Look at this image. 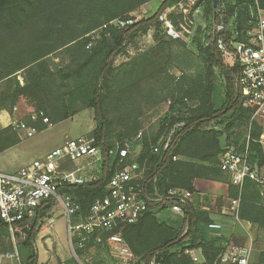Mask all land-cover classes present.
Here are the masks:
<instances>
[{
    "label": "trees",
    "instance_id": "trees-1",
    "mask_svg": "<svg viewBox=\"0 0 264 264\" xmlns=\"http://www.w3.org/2000/svg\"><path fill=\"white\" fill-rule=\"evenodd\" d=\"M150 1L0 0V111L12 114L25 98L36 115L34 119L29 116L27 126L41 131L84 109L94 110L97 125L89 136H94L103 150L100 173L94 180L64 184L59 189L61 194L71 196L80 215L86 216L92 203L107 194V183L118 167L117 159L108 156L109 150H119L129 142L135 151L133 157L146 164L143 182L148 192L166 194L171 188H185L195 193L197 178L223 181L229 185L230 198H240V219L264 230L260 186L247 179L239 188L220 168L221 154L232 146L243 150L249 131L251 161L258 168L264 166V149L258 142L261 127L251 123L252 111L244 105L237 86L239 66L228 63L215 44H206L204 33L208 28L200 29L188 46L164 32L158 16L178 0H163L154 16L141 18L127 28L110 24L117 18L134 19L131 13ZM257 3L264 9V0H219L220 6L225 5L223 19L229 24V35L252 26L255 20L251 11H257ZM213 11V2L208 0L205 17L209 22ZM153 24L158 30L157 44L116 64V56L126 53L128 44ZM177 44L204 56L206 78L183 68L181 75L171 74L173 46ZM53 55L63 57L64 63L52 66ZM217 67L226 80L224 91L215 82ZM167 102L170 104L160 115L158 130L150 132L144 127V118L157 113ZM172 132L169 147L155 152L154 147ZM19 142L21 136L15 125L0 129V152ZM54 205V199H49L33 219L22 243V264H38L33 247L36 227ZM164 210H168L166 205H153L121 230L139 259L135 264H150L154 257L159 264H196L185 250L198 248L202 249L203 264H221L226 247L222 236L210 234L209 212L196 209L190 202L179 221L167 222L159 218ZM4 235H9V229L0 217V241ZM101 252L107 255L101 247L93 251L96 264H106L99 260Z\"/></svg>",
    "mask_w": 264,
    "mask_h": 264
},
{
    "label": "built area",
    "instance_id": "built-area-1",
    "mask_svg": "<svg viewBox=\"0 0 264 264\" xmlns=\"http://www.w3.org/2000/svg\"><path fill=\"white\" fill-rule=\"evenodd\" d=\"M207 1L178 0L165 8L158 20L169 37L185 39L188 43L194 41L200 29L208 28L204 33L206 44H215L230 62L239 66L237 86L244 105L252 111L251 123L257 122L261 127L258 142L264 147V10L257 3V11H251L255 20L251 22L252 26L229 35V24L223 19L226 12L224 4L214 9L209 27L200 24L205 17ZM134 21L131 18H117L110 24L127 28ZM241 34L244 37L237 39ZM21 127L24 125L17 124V128ZM27 128L30 136L36 131ZM172 134L161 145L154 147V151L167 149L172 142ZM140 137L139 134L136 139ZM251 139L249 131L245 136L243 150H237L234 146L226 149L220 156V168L229 174L233 185L242 188L249 179L255 181L264 194V174L259 171L257 163L251 161ZM134 154L129 142L119 150H109L108 156L117 159L118 167L107 183L106 196L96 199L86 216L80 215L79 206L71 196L61 194L59 189L64 184H82L96 179L93 176L88 178L80 166L72 167V164L83 159H91L93 162L104 160L103 150L94 136L68 137L60 146L34 159L18 172L10 173L0 168V217L10 231L20 234L25 232L27 235L38 210L49 199H54L55 206H61L64 211L67 248L71 253L70 258L57 264H96L93 251L97 247L115 253L119 257L118 264H135L138 257L127 245L121 230L136 222L153 205H166L168 210L183 214L184 206L192 202L194 192L185 188H171L166 194L148 192L143 182L146 164L136 160ZM177 158L174 156V159ZM239 205L240 198L231 199V210L237 220L240 219ZM55 221L56 216H53L49 224L53 225ZM209 227L218 230L222 224L211 222ZM194 251L185 250L194 261H198ZM251 251V247L233 246L222 256V260L248 264ZM7 258L12 264H22L18 252ZM150 264H159L156 257Z\"/></svg>",
    "mask_w": 264,
    "mask_h": 264
},
{
    "label": "rangeland",
    "instance_id": "rangeland-1",
    "mask_svg": "<svg viewBox=\"0 0 264 264\" xmlns=\"http://www.w3.org/2000/svg\"><path fill=\"white\" fill-rule=\"evenodd\" d=\"M162 2L163 0L150 1L142 5L136 11L132 12L130 16H133L135 21L140 20L141 18L152 17L158 12ZM205 18L206 17L201 19L200 24L203 23L209 27L212 22H209ZM177 24L179 25L178 21ZM157 32L158 30L155 24H153V26H151L146 33L140 32L137 37L128 44L126 53H121L116 56L115 63L119 64L128 60L129 57L136 55L138 52L155 46L157 44ZM94 34L95 38L99 37L98 33ZM178 40L185 43L187 46L188 44L190 45V43H188L185 39L179 38ZM173 50L175 59L173 61L174 67L170 71L171 74H176L179 76L182 73L181 68H183V70L189 74H194L196 76L200 75L203 78H206V74L208 73V64L202 54H192L191 52L187 51L185 46L178 44L173 46ZM227 62L230 63L229 60H227ZM50 63L52 66L61 65L64 63V59L60 55H53L50 57ZM216 72L215 82L217 83L219 90L224 91L226 87V80L224 78L223 72L219 67L216 68ZM19 78L21 81L23 80L21 76ZM169 104L170 102L163 103L160 105L157 113H149L147 117L144 118V127L149 129L150 132L155 133L159 128L160 115L168 109ZM18 106L20 108L18 110H15L14 108L12 114L8 111L11 115H14V118L16 119L12 125H15L16 128L17 124H22L25 127H28L27 123L29 116H32L33 119L36 118L34 108L32 104H30L25 98H22L19 101ZM51 125L55 126L52 127L50 131L41 133V131L36 130L34 131V136H26L27 139L23 145L29 149L28 152L22 156V159H33L36 156L38 157L39 150L59 142L62 138H64V136L61 135L66 130H69V138H75L82 132L88 133V135H90V133L96 127L97 121L95 119L93 109H84L69 119ZM52 134L54 135L50 136ZM73 165L75 167L80 166L88 178H91L92 176L97 178L100 173V162H93L91 159H83L77 164H72V167ZM53 216H56V221L53 225H50L49 222ZM180 217L181 214H177L171 210H164L160 212L159 215V218L167 222H173L175 220L179 221ZM26 236L27 235L25 232L20 234L16 232L13 233L10 230L9 235L3 236L2 240L0 241V264H12V261L7 257L16 252H18L19 258L22 262L24 256L22 251V247L24 246H22V243L24 242ZM66 236L67 230L64 219V211L62 210L61 206L54 205V207L46 214V216L39 220L36 227V237L33 247L36 251V254L38 255V264H57L62 260L70 258L71 253L67 248ZM259 241L263 242L260 243ZM228 245L229 244L224 243L226 250L222 255L231 249H229ZM242 245L243 244H240L238 241H235L234 245L231 246ZM250 247L252 251L248 264H264V261L261 260V253L264 252V236L262 235L258 237L256 244L253 246L251 245ZM106 253L107 255H105V252H101L99 260H104L106 264H118L117 262L119 257L115 253L109 251ZM137 261H139V259ZM195 262L197 263V261ZM229 262L230 261H223L221 257V264H230L231 262Z\"/></svg>",
    "mask_w": 264,
    "mask_h": 264
},
{
    "label": "crops",
    "instance_id": "crops-1",
    "mask_svg": "<svg viewBox=\"0 0 264 264\" xmlns=\"http://www.w3.org/2000/svg\"><path fill=\"white\" fill-rule=\"evenodd\" d=\"M264 10V9H263ZM20 107L17 105L15 110H18ZM4 119V120H3ZM16 119L14 115H11L7 110L0 111V129L7 127L14 123ZM22 123V122H20ZM55 125H50L42 132L50 131L52 127ZM28 128L21 127L19 128V133L21 136V142L17 145L12 146L8 149H5L0 152V168L6 172L14 173L18 172L22 167L26 166L34 159L42 157L46 155L52 149L60 146L64 140L69 135V130L63 132L61 136H64L59 142L46 146L42 150L38 151V157H34L33 159H22V156L28 152L26 146H24V142L27 137L30 135L27 134ZM34 132L31 136H34ZM54 134L50 135L53 136ZM88 135V133H80L77 137ZM27 136V137H26ZM263 147V146H262ZM264 149V147H263ZM264 166L259 168V171L264 174ZM195 193L192 200V205L196 209H202L209 212L210 217L212 219L211 222H216L222 224L221 229H212L210 234L222 236V241L224 243L229 244V249L234 245L235 241H238L242 246L250 247L251 245H255L257 238L260 236H264L263 231L259 229L257 225H254L252 222L247 220L235 218L234 213L231 210V199L229 196V185L226 182L211 180V179H203L197 178L194 181ZM240 218V217H239ZM220 231V232H219ZM262 233V234H260ZM262 243L263 241H259ZM237 245V244H236ZM194 255L198 256V261L196 264H203L204 257L202 253V249H194ZM223 256V255H222ZM230 263V262H229ZM230 264H238L231 262Z\"/></svg>",
    "mask_w": 264,
    "mask_h": 264
},
{
    "label": "water",
    "instance_id": "water-1",
    "mask_svg": "<svg viewBox=\"0 0 264 264\" xmlns=\"http://www.w3.org/2000/svg\"><path fill=\"white\" fill-rule=\"evenodd\" d=\"M219 5V0H213V8L216 9Z\"/></svg>",
    "mask_w": 264,
    "mask_h": 264
},
{
    "label": "bare ground",
    "instance_id": "bare-ground-1",
    "mask_svg": "<svg viewBox=\"0 0 264 264\" xmlns=\"http://www.w3.org/2000/svg\"><path fill=\"white\" fill-rule=\"evenodd\" d=\"M4 120V119H3Z\"/></svg>",
    "mask_w": 264,
    "mask_h": 264
}]
</instances>
